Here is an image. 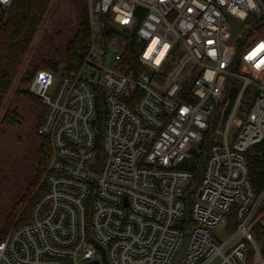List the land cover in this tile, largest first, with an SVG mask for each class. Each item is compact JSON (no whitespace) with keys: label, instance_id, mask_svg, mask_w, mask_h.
I'll list each match as a JSON object with an SVG mask.
<instances>
[{"label":"built area","instance_id":"1","mask_svg":"<svg viewBox=\"0 0 264 264\" xmlns=\"http://www.w3.org/2000/svg\"><path fill=\"white\" fill-rule=\"evenodd\" d=\"M95 13L136 33L141 70L123 66L126 44L114 65L105 63L112 52L100 61ZM231 18L242 27L230 43ZM91 19L81 67L35 74L47 107L38 132L52 155L31 217L0 242V264H104L102 249L109 264H173L184 241L179 264H246L250 250L264 264L254 227L264 191L247 155L264 141V65L255 67L264 51L248 59L264 45V0H91ZM183 53L170 87L155 86ZM229 79L239 83L233 96ZM209 136L188 219L184 163Z\"/></svg>","mask_w":264,"mask_h":264},{"label":"trees","instance_id":"2","mask_svg":"<svg viewBox=\"0 0 264 264\" xmlns=\"http://www.w3.org/2000/svg\"><path fill=\"white\" fill-rule=\"evenodd\" d=\"M50 3L51 0H13L12 4L7 8L0 6V112L14 85L20 67L28 55L36 34L44 22ZM108 27L110 31H112L111 26L105 21L103 29L106 34ZM92 32L89 13L85 10L77 30L65 43L55 45L52 53L41 52L38 56H35L30 64L32 69H28V71L25 72L21 81L25 82L30 80L37 70L43 68L59 72L62 66L68 69L81 67L84 61L83 50L86 43L91 38ZM140 48L141 42L138 40L136 33L131 34L128 37L126 48L123 53L122 64L124 67L136 71L142 69L139 60ZM228 85L229 93L232 94V96L235 95L239 83L233 79H229ZM25 94L29 95L32 102L38 107L33 133V137L37 144H35V164H33L32 167L33 174L31 179L28 181L24 192L16 200L12 210L7 215L5 225L0 229V242L5 239L7 232L24 207L25 209L18 218V221L21 223L29 219L34 202L45 189L42 177L48 168L52 155V146L49 137L38 132L47 113V107L32 93L25 92ZM98 111L99 118L103 119L105 104L102 98H100ZM216 117L217 113L215 115V118ZM22 122L23 116L19 108L13 107L7 109L2 118V123L9 128L19 126ZM212 142L211 136L204 138L194 149L193 156L184 163V166L193 172L192 184L190 185V191L187 195L188 219H190L191 205L195 197L196 188L199 185V181L205 169L209 148ZM247 155L250 164L251 180L256 193L259 195L264 191V141L249 149ZM263 219L264 199L257 211L254 226L257 240L261 242L262 252L264 254V233L261 231L259 225L260 221ZM246 264H257L254 250H250Z\"/></svg>","mask_w":264,"mask_h":264},{"label":"rangeland","instance_id":"3","mask_svg":"<svg viewBox=\"0 0 264 264\" xmlns=\"http://www.w3.org/2000/svg\"><path fill=\"white\" fill-rule=\"evenodd\" d=\"M85 10L88 11L92 21L91 0H51L44 22L36 34L0 112V229L5 225L7 215L31 179L33 174L32 167L36 158V142L33 133L38 107L25 92L32 93L40 99L32 90L33 80L38 70L30 80L22 82L21 79L28 69H32L30 64L35 56H38L41 52L52 53L55 45L66 42L77 30ZM105 21H107L106 18L103 19L99 13H95L94 27L97 44L100 48L99 59L104 61L102 58L103 52H112V55L105 61L107 66H112L114 65V54L122 50L128 41V36L123 30L118 29L114 25L111 26L112 31L106 34L103 29ZM247 29L248 27H245L244 32ZM261 30L259 28L253 31L246 42L256 38ZM187 55V53H183L173 62H166L154 76L153 84L162 90H167L171 85L173 75L187 58ZM53 90L52 87L48 92L53 94ZM40 101L45 105L41 99ZM13 107L19 108L23 116V122L19 126L9 128L2 123V118L7 109ZM24 209L25 207L20 211L18 218ZM18 218L9 231L14 225L19 223Z\"/></svg>","mask_w":264,"mask_h":264},{"label":"water","instance_id":"4","mask_svg":"<svg viewBox=\"0 0 264 264\" xmlns=\"http://www.w3.org/2000/svg\"><path fill=\"white\" fill-rule=\"evenodd\" d=\"M231 22H232V25H233V37L231 38L230 40V43L234 40V38L236 37V35L238 34L240 28L242 27V25L236 21L235 19H232L231 18ZM109 32V29H107V33ZM219 140H220V137H219ZM184 246H185V241L180 249V251L178 252V254L176 255L175 259H174V262L173 264H179L180 262V258L182 257L183 253H184ZM102 253H103V259H104V264H109L108 263V260L106 259V256H105V252H104V249H102ZM100 261L96 260V261H93L92 263L94 264H99Z\"/></svg>","mask_w":264,"mask_h":264},{"label":"snow or ice","instance_id":"5","mask_svg":"<svg viewBox=\"0 0 264 264\" xmlns=\"http://www.w3.org/2000/svg\"><path fill=\"white\" fill-rule=\"evenodd\" d=\"M127 23V21H125ZM264 51V45H261L259 48V52ZM257 55V54H256ZM255 55V56H256ZM255 56H253L250 60L254 59ZM258 67H261V65H264V60H260L259 63L256 64Z\"/></svg>","mask_w":264,"mask_h":264},{"label":"clouds","instance_id":"6","mask_svg":"<svg viewBox=\"0 0 264 264\" xmlns=\"http://www.w3.org/2000/svg\"><path fill=\"white\" fill-rule=\"evenodd\" d=\"M259 52V49L256 50V52H253L251 55L248 56V59L250 60L253 56H255ZM256 68H260L257 65H255Z\"/></svg>","mask_w":264,"mask_h":264}]
</instances>
